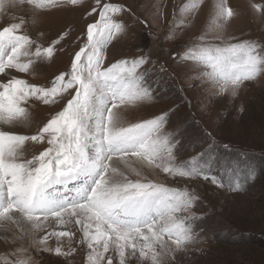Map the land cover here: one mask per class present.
<instances>
[{
    "label": "snow or ice",
    "instance_id": "obj_1",
    "mask_svg": "<svg viewBox=\"0 0 264 264\" xmlns=\"http://www.w3.org/2000/svg\"><path fill=\"white\" fill-rule=\"evenodd\" d=\"M80 3L0 0V239L17 245L0 260L37 264L33 251L69 257L77 250L72 242L79 233L76 243L88 250L86 264L133 259L135 264H168L177 252L200 242L202 230L195 224L200 217L192 211L199 197L186 186L152 179L142 167L173 180L223 184L209 175L208 150L177 160L180 133L165 131L169 112L136 122L121 119L122 108L155 99L152 69L145 65L157 62L148 54L105 63L108 46L129 27L126 15L149 27L133 8L119 0H95L84 19L97 18L75 41L67 31L45 41L42 31L34 37L25 27L35 24L41 12ZM204 4L173 0L166 39H175V29L191 24ZM18 5L30 6L31 15H15ZM165 7L153 5L159 18H166ZM252 7L264 16V5ZM235 15L228 0H215L216 28L223 29ZM65 46L71 49L66 70L39 84L18 75L46 70ZM172 59L191 65L190 79L210 82L218 89L214 94L236 96L245 82L264 75V43L235 36L210 39L204 32L182 52H173ZM159 70L168 71L164 65ZM36 104L52 109L46 119H34ZM236 184L229 185L231 190Z\"/></svg>",
    "mask_w": 264,
    "mask_h": 264
},
{
    "label": "rangeland",
    "instance_id": "obj_2",
    "mask_svg": "<svg viewBox=\"0 0 264 264\" xmlns=\"http://www.w3.org/2000/svg\"><path fill=\"white\" fill-rule=\"evenodd\" d=\"M119 2L133 8L141 19L148 21L149 27L136 23L126 15L129 27L108 46L105 63L141 54H148L152 61L157 62L155 66L145 65L152 69L149 80L155 89V99L122 108L121 119L125 123L136 122L169 112L165 131L178 129L180 133L177 160H188L208 150L205 159L210 164L209 175L223 184L220 186L202 178L173 180L158 169L142 167V171L152 179L170 187L186 186L199 197L192 211L200 217L195 222L197 230H202L200 242L190 245L187 251L177 252L168 264H264V75L245 82L236 96L230 92L214 94L218 89L210 82L190 79L191 65H181L172 59L173 52H182L184 46L204 32L210 39L222 35L224 38L235 36L264 43V16L252 7L253 4L264 5V0H228L236 15L223 29L216 28L212 17L215 0H205L191 24L175 29V39L172 40L166 37L172 31L173 0ZM184 2L176 0L177 5ZM154 4L166 5V18L155 14ZM94 6L95 0H81L75 6L65 4L39 13L37 22L25 27L34 37L42 31L45 41L65 31L75 41L86 23L97 18L94 15L84 19L85 12ZM13 11L15 15L25 17L32 12L27 5H18ZM2 22L10 21L5 19ZM70 51L65 46L64 51L57 53L44 71L18 75L33 83H44L68 68L71 57L67 53ZM160 65L168 71L161 72ZM32 112L34 119H46L52 109L36 104ZM225 145L228 147L225 148ZM236 182L237 190H231L229 185L236 187ZM78 237L79 233L72 242L77 250L69 257L43 251H33L32 256L37 264H86L88 250L76 243ZM15 247L16 244L0 239V255L10 253ZM0 264H3L2 260ZM129 264H135V260H130Z\"/></svg>",
    "mask_w": 264,
    "mask_h": 264
},
{
    "label": "bare ground",
    "instance_id": "obj_3",
    "mask_svg": "<svg viewBox=\"0 0 264 264\" xmlns=\"http://www.w3.org/2000/svg\"><path fill=\"white\" fill-rule=\"evenodd\" d=\"M26 131V130H25Z\"/></svg>",
    "mask_w": 264,
    "mask_h": 264
}]
</instances>
